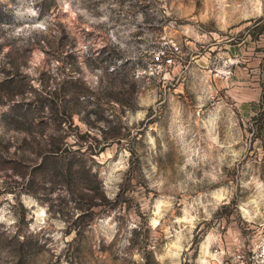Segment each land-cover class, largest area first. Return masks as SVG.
<instances>
[{
  "label": "rangeland",
  "instance_id": "obj_1",
  "mask_svg": "<svg viewBox=\"0 0 264 264\" xmlns=\"http://www.w3.org/2000/svg\"><path fill=\"white\" fill-rule=\"evenodd\" d=\"M0 264H264V0H0Z\"/></svg>",
  "mask_w": 264,
  "mask_h": 264
}]
</instances>
